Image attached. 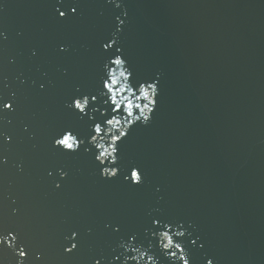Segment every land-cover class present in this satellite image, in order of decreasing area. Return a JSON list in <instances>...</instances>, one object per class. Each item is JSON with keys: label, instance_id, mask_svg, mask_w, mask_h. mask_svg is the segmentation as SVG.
I'll return each instance as SVG.
<instances>
[{"label": "water", "instance_id": "95a60500", "mask_svg": "<svg viewBox=\"0 0 264 264\" xmlns=\"http://www.w3.org/2000/svg\"><path fill=\"white\" fill-rule=\"evenodd\" d=\"M7 103L12 109L0 108V235L16 240L15 248L0 245V264H86L66 150L55 145L63 130L46 0H0V104ZM72 243L78 247L69 253Z\"/></svg>", "mask_w": 264, "mask_h": 264}, {"label": "clouds", "instance_id": "9594fccd", "mask_svg": "<svg viewBox=\"0 0 264 264\" xmlns=\"http://www.w3.org/2000/svg\"><path fill=\"white\" fill-rule=\"evenodd\" d=\"M120 3L117 2V7H120ZM124 23L123 20L120 21V24L122 25ZM120 29L118 28V31ZM114 36L116 35L115 33L113 34ZM117 43L116 39H113L111 43L107 44L106 46L104 45L105 49L111 48L114 44ZM120 51V49H118ZM120 60L123 61L121 64H117L116 61ZM111 64L115 65V67H110L108 63L105 64V70L108 76V79L105 80V83H108L110 81L115 80L114 83H112V94L109 97L110 100L115 103L116 100H119L120 103L116 104L115 108L112 109L113 112L119 113V109L121 105H124L126 115H113L110 119H107L104 121L103 125L101 123L97 122L93 126V131L95 132V135H92L88 143L93 145L96 149H98V154L96 155V160H98L101 164H104L105 161L109 160V156H112L115 158V144L118 142L117 141V136L119 135L121 138L123 135L126 133L127 129L131 126V123L134 121L135 116H145L147 119H143L142 122L147 124L150 120V114L152 113V110L155 106V99H156V94L158 90H153V94L149 98H145L141 92L138 91L137 88H135V91H133V88L130 87L133 86L130 77L132 76L131 70L127 67V62L126 60L120 56L117 55L114 59L111 60ZM123 73V74H122ZM122 78V79H121ZM155 83H140L139 88L144 89L146 87H150L151 85H154ZM119 85V87H116ZM107 90V89H106ZM108 91V90H107ZM138 91L139 95H135V92ZM128 93V95H125V93ZM88 97L83 96L81 98H76L73 102L72 105H69V107H74L77 103L81 104V111L83 109L88 108L89 105L87 103ZM134 100L137 101L135 105L140 106L139 107V114L133 115V117H129V110L127 107V103H134ZM146 101V103H143V106L141 107V104L138 101ZM107 103V101H105ZM151 105V107H150ZM95 111V109H93ZM87 114V113H86ZM102 114H106L102 113ZM92 118V117H90ZM129 120V123H125V119ZM131 118V119H130ZM123 121V122H122ZM103 128V133L100 131H97V128ZM80 143H84V141H80ZM71 146V145H70ZM79 147V144L77 145ZM86 151H90V149H86ZM113 163L114 160H111ZM111 172L112 175H106L107 173ZM116 169H113L112 167H104L102 169V175L105 177L111 178L113 175H115ZM61 175H66V173H61ZM59 186V185H58ZM164 227L168 230H163L159 233L160 237V242L162 245L163 249H180V256L177 257V259H180L183 261V264H190L188 253L186 250L182 247L181 243L175 242L173 239V236L177 237H183L185 235V231L183 230H177L174 233L170 234L172 225H164ZM11 236V239L7 236L0 237L3 241H8V244L15 248V240L16 237L12 235L11 233L9 234ZM76 237V233H73V238ZM167 237V239L165 238ZM133 240L135 239L134 237L132 238ZM123 247L127 249H131L136 253L135 256L133 257H127L126 259H135L137 261V264H159L158 259L154 255H150L149 251L147 249H141L139 247H133L131 243L123 245ZM24 248L21 247L19 249L18 255L20 257H24L23 254ZM69 249H66L68 251ZM173 257H176V253L172 252L170 254ZM40 254H37V258H39ZM145 257H147V261L145 262ZM18 264H23V260L21 259L18 261ZM208 264H212V260H208Z\"/></svg>", "mask_w": 264, "mask_h": 264}, {"label": "snow or ice", "instance_id": "6c2138e0", "mask_svg": "<svg viewBox=\"0 0 264 264\" xmlns=\"http://www.w3.org/2000/svg\"><path fill=\"white\" fill-rule=\"evenodd\" d=\"M71 11H72V13H76L78 11V8L77 7H72L71 8ZM59 15L61 17H63V18H67L68 13L61 11L59 13ZM106 45L107 44H105V46ZM116 63L117 64H121V63H123V61L117 60ZM114 82H115V80L110 81L108 83H105V80H104V82H103V88L104 89H107L108 91L106 93H103V95L107 96L109 93L112 94V83H114ZM130 87H131V85H130ZM137 89L147 99V98H149V97L152 96L153 90H158V83H155L154 85H151L150 87H146L144 89H140L139 86H138ZM157 94H158V92H157ZM157 94H156V97H157ZM110 96H108V99H109ZM95 100H97V96L93 95L91 97V101H95ZM110 101L115 106H116V104L120 103L119 100H116L115 103H113L112 100H110ZM87 103H88V105L90 104L89 97H88ZM126 103H127V107H128V110H129V117H133L134 110L135 109H139L140 106L135 105L134 103H128V102H126ZM156 103H157V100L155 99V105H156ZM122 106H123V109L125 110L124 105H121V107ZM12 107H13V105L11 103L0 104V108L12 109ZM121 107H120L119 111L121 110ZM150 107H151V105H150ZM75 109L79 110L80 113H83V114L86 115V113H87L86 110L88 108H85V109H83V111H81V104L77 103L75 105ZM143 119H147V117H145V116H135L134 117V121L131 123V126L135 125L137 122H139V121H141ZM103 123H104V121L101 122V125H103ZM125 123L126 124L129 123V120L127 118L125 119ZM131 126L127 129L126 133L123 135L122 138H126V136L130 132ZM97 131H100L101 133H103L104 130L101 127V128H97ZM122 138L118 135L117 136V141L118 142H122ZM80 141H84V140H82V139L79 138V134L78 133H76L74 130H67V131H65L61 135L60 138H58V139L55 140V145L62 146L63 149H65V150H71V152L75 153L84 144V143H80ZM118 142L115 144V149H114V151H115V158H113L112 156H109L108 157L109 159L114 160V162H113L114 165H116V164L119 163V157L117 155V153L119 151V143ZM78 144H79V147H77ZM112 168L113 169H116V173L112 177H116L119 174V172L121 171V168H119V167H112ZM106 175H112V173L109 172ZM128 179H130L136 185H140V184L144 183V174H143L142 170H140V168L138 166H132V169H131V172H130V176L128 177ZM156 223L157 224H160V221L157 220ZM76 235H77V233H76ZM0 237H4V236L3 235H0ZM165 238L167 239V237H165ZM3 243H4V241L2 239H0V245H2ZM77 247H78L77 243H72L71 247L68 248L69 249L68 252L71 253ZM23 254H24V257L27 255V252L25 251V249L23 250ZM23 264H24V262H23ZM96 264H100V261H96ZM207 264H208V262H207ZM212 264H213V261H212Z\"/></svg>", "mask_w": 264, "mask_h": 264}]
</instances>
